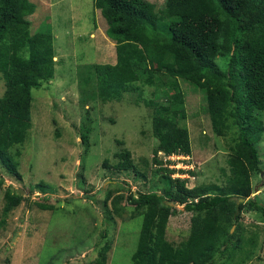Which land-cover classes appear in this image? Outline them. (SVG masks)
<instances>
[{"label": "trees", "instance_id": "trees-1", "mask_svg": "<svg viewBox=\"0 0 264 264\" xmlns=\"http://www.w3.org/2000/svg\"><path fill=\"white\" fill-rule=\"evenodd\" d=\"M93 7L107 22L117 62L80 66V88L84 93L96 85V97L104 103L120 102L124 94L140 92L141 87L159 88L158 99L144 100L153 110L155 165H162L159 154L186 157L192 153L189 130L181 125L188 113L180 80L204 91L217 136H226L233 127L238 134L231 147L230 175L223 185L190 188L187 180L172 177L175 170L164 167L154 173L160 177L162 194L128 190L133 216L142 218L132 263L214 264L217 252H239L244 241L242 214L259 213L264 224V205L257 196L251 197L252 179L263 172L258 144L264 135V0H166L161 9L148 0H93ZM36 10L30 0H0V78L6 86L0 97V164L17 178H21L18 147L29 139L33 123L32 91L56 75L52 28L31 29L28 17ZM90 131L88 125L82 134L84 145ZM116 156L115 171L133 170L147 179L129 150ZM113 194L108 192L106 204L112 199V212L121 216L123 196ZM23 201L19 192L6 190L2 223ZM176 206L193 214L189 237L179 246L166 238ZM38 207L55 209L48 204ZM233 226L237 229L231 233ZM108 249L103 247L99 264H105L103 252Z\"/></svg>", "mask_w": 264, "mask_h": 264}, {"label": "rangeland", "instance_id": "rangeland-1", "mask_svg": "<svg viewBox=\"0 0 264 264\" xmlns=\"http://www.w3.org/2000/svg\"><path fill=\"white\" fill-rule=\"evenodd\" d=\"M30 1L37 5L36 13L28 17L31 29L52 28L56 75L32 91V128L25 145L18 147L21 178L0 164V264H99L104 246L109 247L103 252L105 264H133L142 218L133 216L128 190L162 194L160 177L154 173L164 167L175 170L172 177L187 180L190 188L223 185L230 175L231 147L238 134L233 127L226 136H217L204 91L180 80L188 113L181 125L189 130L192 153L186 157L159 154L162 165H155L152 159L158 143L153 135V110L145 101L158 99L159 88L141 87L140 92L124 94L120 102L107 103L96 97V85L84 93L80 88V66L117 62L116 43L107 35V22L93 7V0ZM148 1L160 9L166 2ZM5 91L0 78V97ZM88 125L91 131L84 145L82 134ZM258 149L263 172L252 179L255 193L251 197L257 196L264 205V135ZM123 150L131 152L135 166L147 179L133 170L113 169L119 161L116 154ZM9 188L24 201L2 223ZM109 191L123 196L121 216L112 212V199L106 204ZM38 204L55 209L42 211ZM175 209L166 238L179 246L189 237L193 214L184 206ZM262 221L259 213H243L242 249L232 256L229 245L228 255H214V264H264ZM236 229L233 226L230 232ZM247 251L252 252L250 257Z\"/></svg>", "mask_w": 264, "mask_h": 264}, {"label": "water", "instance_id": "water-1", "mask_svg": "<svg viewBox=\"0 0 264 264\" xmlns=\"http://www.w3.org/2000/svg\"><path fill=\"white\" fill-rule=\"evenodd\" d=\"M239 202L241 203V202H244V199H239Z\"/></svg>", "mask_w": 264, "mask_h": 264}]
</instances>
